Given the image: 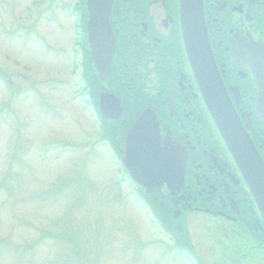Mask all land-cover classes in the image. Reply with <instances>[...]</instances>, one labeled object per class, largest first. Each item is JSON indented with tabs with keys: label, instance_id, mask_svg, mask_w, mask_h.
I'll return each instance as SVG.
<instances>
[{
	"label": "flooded vegetation",
	"instance_id": "af4514ba",
	"mask_svg": "<svg viewBox=\"0 0 264 264\" xmlns=\"http://www.w3.org/2000/svg\"><path fill=\"white\" fill-rule=\"evenodd\" d=\"M83 5L87 42V0ZM180 6V0H112L114 53L105 80L95 72L96 109L100 115L101 95L113 98L108 113L115 117L100 116L124 132L117 135L118 162L126 131L142 118L154 122L160 139L184 159L181 187L144 193L133 184L169 248L189 264H264V213L246 168L233 157L252 151L264 169V121L254 76L264 68V0H202L207 47L192 53L182 37ZM86 52L91 56L88 42ZM83 81L84 96H90L86 76ZM215 84L219 95L210 102L206 95ZM196 232L206 240L208 255H200Z\"/></svg>",
	"mask_w": 264,
	"mask_h": 264
},
{
	"label": "rangeland",
	"instance_id": "374dc122",
	"mask_svg": "<svg viewBox=\"0 0 264 264\" xmlns=\"http://www.w3.org/2000/svg\"><path fill=\"white\" fill-rule=\"evenodd\" d=\"M74 5L0 0V264H189L103 142L97 95L81 96Z\"/></svg>",
	"mask_w": 264,
	"mask_h": 264
},
{
	"label": "water",
	"instance_id": "95a60500",
	"mask_svg": "<svg viewBox=\"0 0 264 264\" xmlns=\"http://www.w3.org/2000/svg\"><path fill=\"white\" fill-rule=\"evenodd\" d=\"M181 32L185 46L189 52L197 48L206 49L207 39L203 22L202 0H180ZM111 0H87L89 19L86 24L93 67L100 80L109 75L113 59V37L109 30V12ZM264 68L254 70V76L259 83L258 105L264 121ZM101 95L99 111L104 118H113L108 113V106L113 101L110 96ZM106 99V103H105ZM105 103V105H104ZM144 128H153V131H143ZM157 125L149 124L140 119L125 134L120 163L132 182L140 186L144 193H151L154 188L166 187L169 191L181 187L183 182L184 159L176 147L159 137ZM234 157L236 163L246 168V179L250 191L264 213V169L252 151L245 150ZM251 174L255 181L251 180ZM175 176V179L172 177ZM170 177V178H168ZM251 181L252 183H249Z\"/></svg>",
	"mask_w": 264,
	"mask_h": 264
},
{
	"label": "trees",
	"instance_id": "16d2710c",
	"mask_svg": "<svg viewBox=\"0 0 264 264\" xmlns=\"http://www.w3.org/2000/svg\"><path fill=\"white\" fill-rule=\"evenodd\" d=\"M72 14L75 15L76 19V24H75V28L78 31V38H77V46H79V48H81L80 46H82L83 48L87 49V44H86V38L84 36V32H83V27H84V22L86 19V13H85V9H84V5H83V0H77V4L75 5L74 9H72ZM88 53V52H87ZM89 56V64H90V71L88 73V78H87V84L88 87L91 90L90 96L92 98L93 94L95 93L97 95L98 90H96V83L97 78L95 75V72L93 70V67L91 65V56L88 53ZM97 105V98H96V102H95V106ZM103 120V119H102ZM105 124L107 125H103V129L104 131H102V140H104L105 142H107L110 147L115 151L116 154L120 153V145L117 144L118 141V133L119 136L122 137L123 136V131H114V126L111 125L110 123H107V121L104 120ZM78 180L81 181L80 176L78 177ZM56 238V237H55ZM60 239L62 240H67V236H59ZM72 242V240H71Z\"/></svg>",
	"mask_w": 264,
	"mask_h": 264
},
{
	"label": "bare ground",
	"instance_id": "6f19581e",
	"mask_svg": "<svg viewBox=\"0 0 264 264\" xmlns=\"http://www.w3.org/2000/svg\"><path fill=\"white\" fill-rule=\"evenodd\" d=\"M111 5H112V0H111ZM110 10H111V6H110ZM185 44V43H184ZM211 92L209 94L206 95V99L208 101H216L217 97L219 95V87L218 85H212V87L210 88ZM203 99V98H202ZM204 101V100H203ZM235 157H238V153H234L233 154ZM249 183H252L251 181H249Z\"/></svg>",
	"mask_w": 264,
	"mask_h": 264
}]
</instances>
